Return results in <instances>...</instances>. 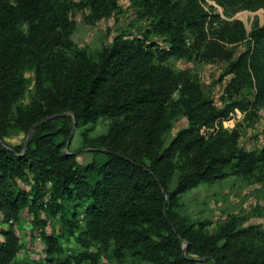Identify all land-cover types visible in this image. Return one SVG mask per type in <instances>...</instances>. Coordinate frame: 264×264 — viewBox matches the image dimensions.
<instances>
[{"label":"trees","instance_id":"trees-1","mask_svg":"<svg viewBox=\"0 0 264 264\" xmlns=\"http://www.w3.org/2000/svg\"><path fill=\"white\" fill-rule=\"evenodd\" d=\"M132 1L135 17L147 24L89 50L71 38L72 11L88 7L95 18H107L117 0H0V214L7 224L0 229V264H42L15 262L21 242L12 222L24 211L41 229L47 264H194L203 257L212 264H264L260 225L229 215L209 231L212 221L191 219L181 201L199 184L230 174L263 182L264 123L258 150L240 146L238 133L228 134L222 123L241 102L218 106L196 73L169 64L171 58L227 61L219 78L233 74L229 97L250 84V68L264 101V23L246 33L240 21L204 7L213 1L232 16L249 0ZM62 112L70 114L39 124L24 149L35 122ZM71 114L84 128L87 162L64 151ZM101 117L110 120L105 133L89 137L87 125ZM181 117L188 125L170 138ZM18 134L20 143L5 142ZM41 212L59 229L47 233ZM63 237L74 242L70 252Z\"/></svg>","mask_w":264,"mask_h":264},{"label":"rangeland","instance_id":"rangeland-1","mask_svg":"<svg viewBox=\"0 0 264 264\" xmlns=\"http://www.w3.org/2000/svg\"><path fill=\"white\" fill-rule=\"evenodd\" d=\"M77 2L79 0H76ZM117 8L107 18H95L88 7H76L71 17L75 22L71 38L73 42L80 47H87L89 50L99 48L103 43L110 42L112 38L121 30H131L137 26L146 25L147 22L137 19L133 13L135 5L132 0H117ZM207 10L218 13L222 19H236L243 25L244 31L249 33L256 25L264 23V0H249V7L239 8L232 16H227L223 8L213 1L204 3ZM244 42L238 44V49H243ZM238 54V53H237ZM169 64L176 69L188 67L193 73H196L199 82L205 94L216 101L219 106L223 101L235 98L241 102L242 107L235 108V117L222 123V128L227 133L236 131L239 135L238 143L247 150H258L263 144V135L261 134L264 123V101L256 97L255 75L250 68H247L250 84L243 85L239 92L231 93L227 86L228 81L233 74H226L220 80L219 76L226 70L228 62L222 59L189 61L184 63L182 60L170 59ZM28 88L32 87V78L30 73H26ZM74 121V116L71 114ZM107 117H101L96 122L87 125L89 137L105 133L109 124ZM188 125L186 117L176 120L170 132V138L175 136L178 130ZM83 127H76L73 131V138L69 148L78 154L79 162H87L91 158L89 147L82 143L80 132ZM23 134L13 135L5 138L9 145H15L22 141ZM20 184L28 188V184L20 181ZM47 199V196L44 197ZM183 211L191 219L202 220L208 218L212 224L208 230L212 231L218 221L234 215L242 220L243 225L256 224L264 229V181H257L256 176L246 177L239 174H230L227 177L212 183H201L190 189L181 197ZM40 217L47 219L44 230L50 233L53 226H56L55 220L48 219L46 212H41ZM82 217V215H81ZM13 228L21 242V249L15 257V262L20 260L34 259L47 264L46 245L41 238L40 227L33 229L31 218L26 211L22 212L20 217L12 222ZM7 224L1 222L0 229ZM59 229V227H57ZM2 235L0 233V240ZM64 252H70L74 246L73 240L63 237L60 243ZM201 259V258H200ZM194 264H212L207 260H200ZM106 264L105 260H102ZM82 264H90L83 262ZM102 264V263H100Z\"/></svg>","mask_w":264,"mask_h":264},{"label":"water","instance_id":"water-1","mask_svg":"<svg viewBox=\"0 0 264 264\" xmlns=\"http://www.w3.org/2000/svg\"><path fill=\"white\" fill-rule=\"evenodd\" d=\"M67 114H70V113H69V112L55 113V114H52V115L46 116V117H44V118L38 120L37 122H35V123L30 127V129H29V131H28V133H27V135H26V139H25V141H24V149H25L26 146L28 145V143H29V139H30V137H31V135H32V133H33V131L35 130V128H36L39 124H41L43 121H45V120H47V119L54 118V117H57V116H65V115H67ZM74 128H75V118H74V121H73V126H72V130H71V134H70V136H69V138H68V140H67V143H66V145H65V148H64V151H65V152H68L69 141H70V138H71V136H72V134H73ZM0 142H2V141H0ZM2 143H3V142H2ZM185 246H186V242L184 241V247H183V249H182V252H183V253L185 252ZM208 259H210V258H209V257H203V258H201L200 260H208ZM213 264H216V262L213 261Z\"/></svg>","mask_w":264,"mask_h":264}]
</instances>
